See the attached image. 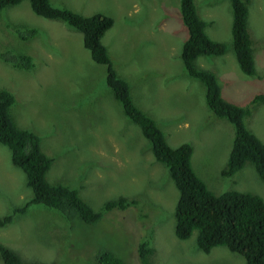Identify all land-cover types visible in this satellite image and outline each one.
I'll use <instances>...</instances> for the list:
<instances>
[{
  "label": "rangeland",
  "instance_id": "obj_1",
  "mask_svg": "<svg viewBox=\"0 0 264 264\" xmlns=\"http://www.w3.org/2000/svg\"><path fill=\"white\" fill-rule=\"evenodd\" d=\"M49 1L84 15L112 16L114 22L101 41L117 75L129 82L136 106L157 121L171 147L192 145L191 165L213 193L245 191L264 200V182L250 162L233 175L221 172L234 126L207 108L203 84L183 67L180 51L187 30L179 0ZM193 2L208 23L207 35L226 45L221 55L198 56L195 66L215 74L224 99L248 109L245 124L264 142V102H252L264 94V0L249 3L255 75L244 74L235 60L229 0ZM21 26L38 32L22 39ZM1 53L33 59L29 68H19L0 57V89L12 92L14 120L40 137L41 151L52 159L46 180L76 189L96 211L117 196L137 203L87 223L35 202L0 227V243L26 261L94 264L97 251L106 249L127 264H140L138 243L150 238L155 264H244L225 246L205 254L195 244V235L185 240L174 235L178 191L166 167L151 161L149 141L125 116L106 84L105 66L93 61L79 31L35 14L23 0L0 11ZM145 166L150 171L141 173ZM25 182V173L12 164L9 149L0 143V216L32 196ZM68 252L73 257L64 261Z\"/></svg>",
  "mask_w": 264,
  "mask_h": 264
},
{
  "label": "trees",
  "instance_id": "obj_2",
  "mask_svg": "<svg viewBox=\"0 0 264 264\" xmlns=\"http://www.w3.org/2000/svg\"><path fill=\"white\" fill-rule=\"evenodd\" d=\"M21 1L0 0V11ZM27 1L35 14L46 19L61 20L69 29L79 31L82 44L93 61L105 66V81L113 97L120 103L125 116L139 127L142 136L149 141L153 164L155 160L166 167L178 191L174 207V235L180 240L195 235V244L205 254L213 247L225 246L229 251L239 254L244 264H264V200L259 195L245 191L213 193L191 165L192 145L183 142L171 147L157 121L136 106L130 94L129 82L117 75L108 50L101 41L103 34L113 24V17L102 12L84 15L70 8L54 6L49 0ZM250 1L229 0L230 32L231 46L239 69L244 74L255 75V40L248 29ZM179 11L187 30V39L182 42L180 51L183 67L191 77L203 84L207 108L234 126L232 145L226 166L221 172L233 175L250 162L264 182V142L245 124L248 109L224 99L215 74L197 68L194 64L198 56L223 54L226 45L207 35L205 27L208 23L197 14L193 0H179ZM20 30L18 36L22 39H29L38 32L35 27L21 26ZM0 57L14 67L29 68L33 65L32 57L26 54L9 56L1 53ZM258 101L264 102V94L253 97L252 102ZM14 102L11 91L0 89V143L9 149L12 164L25 173V184L31 188L32 196L1 215L0 227L11 224L35 202L59 210L67 219L77 218L87 223L98 221L104 212L125 210L137 203L125 196H117L104 202L96 211L79 196L76 189L49 183L45 175L52 159L41 151L40 137L35 132L17 125L10 112ZM151 161L146 162L152 165ZM150 169L145 166L141 173H148ZM150 241L147 238L138 243L137 257L140 264H155L150 258L154 252ZM69 254L71 252L66 253L64 261L71 260L73 256L69 257ZM0 258L4 264H60L36 259L26 261L2 243ZM94 264L127 263L113 251L101 249L95 255Z\"/></svg>",
  "mask_w": 264,
  "mask_h": 264
},
{
  "label": "crops",
  "instance_id": "obj_3",
  "mask_svg": "<svg viewBox=\"0 0 264 264\" xmlns=\"http://www.w3.org/2000/svg\"><path fill=\"white\" fill-rule=\"evenodd\" d=\"M221 95H222V94H221ZM89 145H94V143L90 142ZM93 154H94V152H93Z\"/></svg>",
  "mask_w": 264,
  "mask_h": 264
},
{
  "label": "clouds",
  "instance_id": "obj_4",
  "mask_svg": "<svg viewBox=\"0 0 264 264\" xmlns=\"http://www.w3.org/2000/svg\"><path fill=\"white\" fill-rule=\"evenodd\" d=\"M182 45V44H181ZM236 60V59H235ZM11 108V107H10ZM86 160H83V162H85Z\"/></svg>",
  "mask_w": 264,
  "mask_h": 264
}]
</instances>
